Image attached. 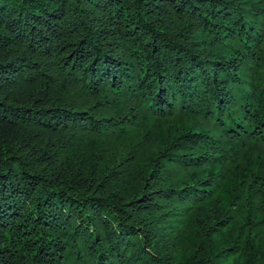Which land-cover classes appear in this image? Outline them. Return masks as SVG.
Segmentation results:
<instances>
[{
    "label": "trees",
    "instance_id": "16d2710c",
    "mask_svg": "<svg viewBox=\"0 0 264 264\" xmlns=\"http://www.w3.org/2000/svg\"><path fill=\"white\" fill-rule=\"evenodd\" d=\"M0 264H264V0H0Z\"/></svg>",
    "mask_w": 264,
    "mask_h": 264
}]
</instances>
